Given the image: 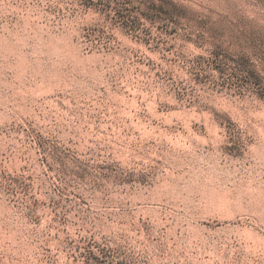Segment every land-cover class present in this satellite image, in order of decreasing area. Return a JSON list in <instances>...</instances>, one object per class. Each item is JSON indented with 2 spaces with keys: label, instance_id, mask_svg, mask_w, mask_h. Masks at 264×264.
Here are the masks:
<instances>
[{
  "label": "rangeland",
  "instance_id": "obj_1",
  "mask_svg": "<svg viewBox=\"0 0 264 264\" xmlns=\"http://www.w3.org/2000/svg\"><path fill=\"white\" fill-rule=\"evenodd\" d=\"M0 264H264V0H0Z\"/></svg>",
  "mask_w": 264,
  "mask_h": 264
}]
</instances>
